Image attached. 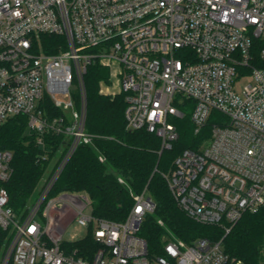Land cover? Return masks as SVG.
I'll use <instances>...</instances> for the list:
<instances>
[{
	"label": "built area",
	"instance_id": "1",
	"mask_svg": "<svg viewBox=\"0 0 264 264\" xmlns=\"http://www.w3.org/2000/svg\"><path fill=\"white\" fill-rule=\"evenodd\" d=\"M44 36L63 41L53 46ZM259 39L264 0H0V126L24 115L39 144L47 133L64 137L37 199L22 214L10 207L3 186L13 154L0 149V228L9 234L0 264H243L224 252L222 240L188 244L173 237L162 254H151L139 235L144 216L156 210L145 192L134 195L123 222L95 217L86 195L50 193L78 147L93 145L85 76L99 62L120 79L126 128L155 134L161 152L177 142L175 121L187 113L196 134L212 113L220 115L210 138L184 150L163 177L188 217L227 235L245 213L264 206ZM241 79L249 81L237 90ZM47 100L60 115L47 111ZM67 214L73 217L62 224ZM75 220L98 243L90 257L76 254L74 238L63 239Z\"/></svg>",
	"mask_w": 264,
	"mask_h": 264
},
{
	"label": "trees",
	"instance_id": "2",
	"mask_svg": "<svg viewBox=\"0 0 264 264\" xmlns=\"http://www.w3.org/2000/svg\"><path fill=\"white\" fill-rule=\"evenodd\" d=\"M43 39L53 46L63 41L57 36ZM263 47L264 40L255 42L256 52ZM57 51L56 48L47 50L48 53ZM109 77V68L99 62L88 68L86 130L94 136L93 145L78 147L50 196L86 195L95 217L123 222L134 207V195L145 192L156 203V210L144 216L139 235L151 254H162L164 242L173 237L188 244L199 239L222 240L224 252L230 258L243 264H264V206L245 213L226 235L220 226L200 224L188 217L177 205L163 177L172 170L175 159L184 150H197L210 138L213 124L220 115L212 113L206 126L196 134L187 113L175 121L179 139L172 149L161 152L162 142L155 134L145 128L133 131L126 128L125 95L112 97L102 93ZM46 109L51 114H61L49 100ZM43 140L44 145L38 143V134L28 128V118L24 115L12 117L0 126V149L13 154L12 175L3 186L9 194V205L17 214H22L34 201L64 137L47 133ZM100 156L105 157L104 163L99 160ZM8 237V231L0 228V256ZM71 247L78 256L90 257L98 243L89 230L85 238L74 241Z\"/></svg>",
	"mask_w": 264,
	"mask_h": 264
},
{
	"label": "rangeland",
	"instance_id": "3",
	"mask_svg": "<svg viewBox=\"0 0 264 264\" xmlns=\"http://www.w3.org/2000/svg\"><path fill=\"white\" fill-rule=\"evenodd\" d=\"M109 68V67H108ZM110 70V77H109V81L107 83H104L103 87H102V93L106 94V95H110L112 97H115L116 95H120V79L119 77H117L114 73H112L111 67L109 68ZM249 79H241L238 84H237V90H240L241 87H243V85H245L246 83H248ZM56 156L52 161V165L49 168V170H51L55 164L56 161ZM42 184V182H41ZM41 184L39 185V189L41 187ZM39 189L37 190V193L35 195V199H37L38 197V193H39ZM86 215H90L91 214V208H87L85 211ZM73 217L72 214H67L63 220H62V224H66L71 218ZM169 234L170 231H168ZM88 234V230L84 227H81L77 220H75L72 224H70L68 226V228L66 229L64 235H63V239L66 241H72L73 238L75 240H80L83 239L87 236ZM172 235V234H171ZM74 241V240H73ZM1 258V256H0ZM1 261V260H0Z\"/></svg>",
	"mask_w": 264,
	"mask_h": 264
}]
</instances>
